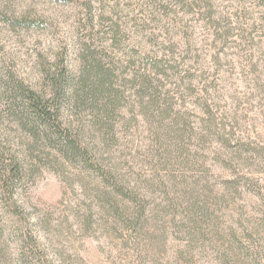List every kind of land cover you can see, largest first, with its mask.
<instances>
[{
  "label": "rangeland",
  "instance_id": "obj_1",
  "mask_svg": "<svg viewBox=\"0 0 264 264\" xmlns=\"http://www.w3.org/2000/svg\"><path fill=\"white\" fill-rule=\"evenodd\" d=\"M199 1L0 0L5 82L59 78L84 152L0 103V264H264V0Z\"/></svg>",
  "mask_w": 264,
  "mask_h": 264
},
{
  "label": "trees",
  "instance_id": "obj_2",
  "mask_svg": "<svg viewBox=\"0 0 264 264\" xmlns=\"http://www.w3.org/2000/svg\"><path fill=\"white\" fill-rule=\"evenodd\" d=\"M59 1L56 0V2ZM207 2L208 0H205L203 3L199 1L198 5H195L201 9L203 4ZM89 14V21H93L91 11ZM1 73L2 71L0 69V103L6 102L8 114L14 117V119L19 118L22 127L29 129L28 131L30 132H33L32 129L34 127H41L47 133V137L58 138L61 146L66 149L65 151L68 154L72 151H75V153L77 151V153L84 155L83 150L78 146L76 138L64 127L61 120V107L57 100L61 95L63 97V84L59 78L56 77L55 106V101L51 96L44 97V95L42 96L32 89L22 88V86L10 89V86L5 82ZM2 112L3 108L0 106V115ZM9 157L5 160H0L3 163V173L0 175V194L7 201H14L18 189L25 180L26 172L21 159L14 156ZM13 207L14 204L12 209H14Z\"/></svg>",
  "mask_w": 264,
  "mask_h": 264
}]
</instances>
